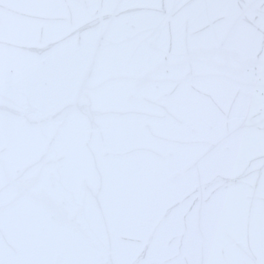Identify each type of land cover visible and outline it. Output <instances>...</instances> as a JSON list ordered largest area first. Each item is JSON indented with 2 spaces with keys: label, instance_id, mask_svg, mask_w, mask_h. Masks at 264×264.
Listing matches in <instances>:
<instances>
[{
  "label": "snow or ice",
  "instance_id": "1",
  "mask_svg": "<svg viewBox=\"0 0 264 264\" xmlns=\"http://www.w3.org/2000/svg\"><path fill=\"white\" fill-rule=\"evenodd\" d=\"M0 264H264V0H0Z\"/></svg>",
  "mask_w": 264,
  "mask_h": 264
},
{
  "label": "water",
  "instance_id": "2",
  "mask_svg": "<svg viewBox=\"0 0 264 264\" xmlns=\"http://www.w3.org/2000/svg\"><path fill=\"white\" fill-rule=\"evenodd\" d=\"M62 19L65 22L69 21L71 19V14L65 13ZM25 44H26V41L18 39L17 36L13 34L7 42V47L11 50L13 56L21 52L24 54H28L25 48ZM236 95L238 96V93Z\"/></svg>",
  "mask_w": 264,
  "mask_h": 264
}]
</instances>
